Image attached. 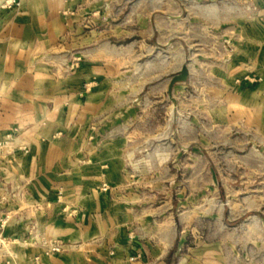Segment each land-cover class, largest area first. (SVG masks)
Masks as SVG:
<instances>
[{"label": "rangeland", "instance_id": "1", "mask_svg": "<svg viewBox=\"0 0 264 264\" xmlns=\"http://www.w3.org/2000/svg\"><path fill=\"white\" fill-rule=\"evenodd\" d=\"M55 3L64 73L87 58L113 83L103 115L83 126L124 137L129 185L173 206L184 241L171 264H264V128L246 121V103L264 97V0ZM34 4L0 0V11ZM182 65L188 76L169 91ZM165 153L167 167L145 164Z\"/></svg>", "mask_w": 264, "mask_h": 264}, {"label": "crops", "instance_id": "2", "mask_svg": "<svg viewBox=\"0 0 264 264\" xmlns=\"http://www.w3.org/2000/svg\"><path fill=\"white\" fill-rule=\"evenodd\" d=\"M55 1L60 4L36 0L20 13L0 11V140L11 137L0 153V215L8 211L13 220L3 236L16 264H171L184 241L173 206L144 203L145 192L129 185L136 177L124 169L132 148L124 137H104L112 130L107 126H83L103 115L113 83L87 58L64 73L67 47L57 38L66 26L50 9ZM263 98L246 103V121L259 117L262 128ZM157 156L145 164L167 167V154ZM102 183L109 189L100 190ZM25 218L35 222L34 233L71 246L45 255L37 245H19Z\"/></svg>", "mask_w": 264, "mask_h": 264}, {"label": "built area", "instance_id": "3", "mask_svg": "<svg viewBox=\"0 0 264 264\" xmlns=\"http://www.w3.org/2000/svg\"><path fill=\"white\" fill-rule=\"evenodd\" d=\"M11 141L10 135L7 136L4 140H0V153L3 152L6 148L7 143ZM22 148H19L21 150ZM102 191H106L109 189V186L106 184H102L99 188ZM58 198H60V192L58 193ZM26 221L24 223L25 226V232L26 235L21 239L19 245L25 246V245H37L40 247L41 251L45 255H54L63 252L67 248L71 246V243L66 242L60 238H54V237H45L40 236L37 233H34V227L35 222L32 219L25 218ZM12 216L10 213L4 212L2 215H0V257H1V263L0 264H16L15 253H12L11 250V240L6 239L3 236L4 229L12 222ZM14 223H18L17 220L14 221ZM128 238L133 239L134 234L133 232L128 233ZM112 253V251H111ZM139 253H136L135 255H132L130 257L131 261L136 260L139 258Z\"/></svg>", "mask_w": 264, "mask_h": 264}, {"label": "water", "instance_id": "4", "mask_svg": "<svg viewBox=\"0 0 264 264\" xmlns=\"http://www.w3.org/2000/svg\"><path fill=\"white\" fill-rule=\"evenodd\" d=\"M188 76V67L186 65H182L180 70L172 76L170 79L168 90L170 91L172 89V86L174 83L179 81H184Z\"/></svg>", "mask_w": 264, "mask_h": 264}]
</instances>
